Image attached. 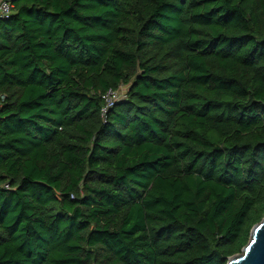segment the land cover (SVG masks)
I'll return each mask as SVG.
<instances>
[{"label":"trees","instance_id":"1","mask_svg":"<svg viewBox=\"0 0 264 264\" xmlns=\"http://www.w3.org/2000/svg\"><path fill=\"white\" fill-rule=\"evenodd\" d=\"M11 4L0 264L240 254L264 218V0Z\"/></svg>","mask_w":264,"mask_h":264},{"label":"water","instance_id":"2","mask_svg":"<svg viewBox=\"0 0 264 264\" xmlns=\"http://www.w3.org/2000/svg\"><path fill=\"white\" fill-rule=\"evenodd\" d=\"M227 264H264V218L252 227L241 253L228 258Z\"/></svg>","mask_w":264,"mask_h":264},{"label":"built area","instance_id":"3","mask_svg":"<svg viewBox=\"0 0 264 264\" xmlns=\"http://www.w3.org/2000/svg\"><path fill=\"white\" fill-rule=\"evenodd\" d=\"M12 13V4L11 0H0V20H8L10 18V15ZM126 90H122V86L116 90L107 91L104 95H102L101 99L104 102V107L101 110V117L105 119V115L107 111L113 107L114 103L123 100L125 98ZM5 98L4 96H0V110L2 107V104L4 102Z\"/></svg>","mask_w":264,"mask_h":264},{"label":"rangeland","instance_id":"4","mask_svg":"<svg viewBox=\"0 0 264 264\" xmlns=\"http://www.w3.org/2000/svg\"><path fill=\"white\" fill-rule=\"evenodd\" d=\"M122 90H124V91H125V90H126V87L122 86Z\"/></svg>","mask_w":264,"mask_h":264}]
</instances>
